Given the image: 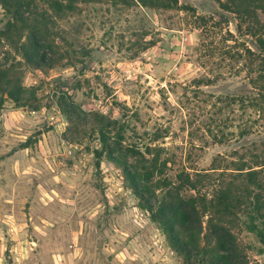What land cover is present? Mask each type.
<instances>
[{"label":"rangeland","instance_id":"obj_1","mask_svg":"<svg viewBox=\"0 0 264 264\" xmlns=\"http://www.w3.org/2000/svg\"><path fill=\"white\" fill-rule=\"evenodd\" d=\"M178 1L168 9L78 2L63 16L36 1L32 12L53 42V64L42 67L2 35L10 14L0 5V63L15 64L35 89L28 106L0 93V264H184L101 153L93 125L100 112L124 124L121 147H160L171 177L264 142V112L229 99L257 92L259 62L246 53L259 52L255 40L215 0ZM243 119L253 123L245 137ZM234 231L250 263L264 264L258 237Z\"/></svg>","mask_w":264,"mask_h":264},{"label":"trees","instance_id":"obj_2","mask_svg":"<svg viewBox=\"0 0 264 264\" xmlns=\"http://www.w3.org/2000/svg\"><path fill=\"white\" fill-rule=\"evenodd\" d=\"M36 1L46 4L55 16H63L75 11L78 2L97 0H0V5L10 14L2 35L29 64L42 67L53 64V58L47 55L53 42L46 37L47 24L32 12ZM112 1L165 9L179 6L178 0ZM215 1L222 9L236 15L238 29L251 36L259 49L256 54L246 48L249 57L259 62L257 75L251 78L257 92L229 99L239 101L244 109L263 113L264 22L259 13H264V0ZM197 83L200 86L206 84V80L200 79ZM0 93L17 105L28 106L35 89L23 86L15 64L0 63ZM61 105L72 122L82 119L74 102L65 101ZM94 116V131L101 141V153H107L123 170L140 205L150 212L151 219L164 232L184 264H251L234 228L240 226L254 233L264 245V142L254 143L242 151L235 150L231 155H219L209 171L180 169L171 177L167 174L169 160L163 158L160 147L147 144L144 152L136 144L121 147L124 124L100 112H95ZM252 128L253 123L243 119L240 135L245 137ZM113 129L117 131L112 136Z\"/></svg>","mask_w":264,"mask_h":264},{"label":"built area","instance_id":"obj_3","mask_svg":"<svg viewBox=\"0 0 264 264\" xmlns=\"http://www.w3.org/2000/svg\"><path fill=\"white\" fill-rule=\"evenodd\" d=\"M68 153H69V154H72V153H73L72 148H70V149L68 150Z\"/></svg>","mask_w":264,"mask_h":264}]
</instances>
